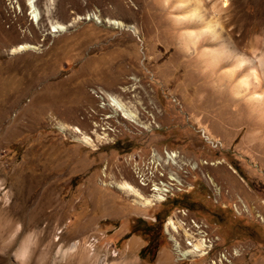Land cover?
Wrapping results in <instances>:
<instances>
[{"label":"rangeland","instance_id":"obj_1","mask_svg":"<svg viewBox=\"0 0 264 264\" xmlns=\"http://www.w3.org/2000/svg\"><path fill=\"white\" fill-rule=\"evenodd\" d=\"M196 1L221 37L192 19ZM48 2L36 21L27 0H0V264H210L174 253L177 205L243 248L230 264H264V0ZM24 43L37 48L11 53ZM95 124L110 136L94 147L76 129ZM166 148L200 163L177 197L144 207L111 185L134 183L126 156Z\"/></svg>","mask_w":264,"mask_h":264},{"label":"built area","instance_id":"obj_2","mask_svg":"<svg viewBox=\"0 0 264 264\" xmlns=\"http://www.w3.org/2000/svg\"><path fill=\"white\" fill-rule=\"evenodd\" d=\"M125 158L134 178L133 184L150 199L148 207L163 204L185 191L190 187L189 171L200 167L199 162L187 161L180 151L168 148L153 149L147 156L137 153ZM207 179L212 193L220 195L222 189L218 183L209 174ZM151 219L157 220L156 217ZM163 229L179 261L206 258L210 264H230L242 254V247L221 244V236L212 224L189 207L173 209L164 221Z\"/></svg>","mask_w":264,"mask_h":264},{"label":"bare ground","instance_id":"obj_3","mask_svg":"<svg viewBox=\"0 0 264 264\" xmlns=\"http://www.w3.org/2000/svg\"><path fill=\"white\" fill-rule=\"evenodd\" d=\"M52 2H53V0H49V2H48L47 9H46L48 14H51L53 12ZM27 5H28L29 9L31 10V14L33 15V19L38 21L39 18L41 17L40 16L41 10L39 9V7L37 5V0H27ZM190 5L192 7V10H191L192 19L196 20V22H199V23H206L205 27L203 28V33H209V35L211 34V35L215 36L216 38L221 37V31H220L219 27L217 26L218 23H214L212 21L207 20L206 14L203 12L199 3H197V1H196V3H191ZM90 18H91V16H90ZM108 22L111 25H115L118 27L126 26V24L121 20L109 19ZM52 27H54V29L58 30V31L67 29V26L65 24L57 23V22H52ZM36 48L37 47L32 45V44L24 43V44H20L18 46L13 47L11 49V53L15 54V53L22 52L23 50L36 49ZM245 60L247 61L250 59L244 58L242 61H245ZM102 93H103V91H102ZM104 93H106V95L109 99V106L112 107V109L116 115L117 114L122 115L126 120L133 122L134 124H136L139 127H142V128L150 127L149 124H147L145 121H143V118L141 117L140 111L132 110L121 98L114 96V95L110 94L109 92H104ZM137 103H139V101H137ZM76 131L80 134L79 139L81 141H83L84 143H86L90 146H94V147L96 146V140H101V139H106V138L109 139V136H110L109 133H106V132L101 133L99 126L96 124L93 126L92 132L90 134L87 133L86 131H83L80 128H77ZM113 184L116 185V187L121 189L123 192H125L127 195L132 196L134 198V200L137 203H139L140 205H142L144 207H148L150 205V203H151L150 199L147 196H145V194H143L141 191H139L137 189V187L132 182H130L128 180H124V181H119V182H112L111 185H113ZM0 189H1V186H0ZM3 214H4V210L2 209V207H0V220H2L1 218H2ZM10 221L12 222L13 219H10ZM12 233H13L12 238H14L17 234V230H14ZM2 235H4V228H3V225L0 224V236H2ZM26 247L27 246H24V248L20 252L21 254H23L26 251Z\"/></svg>","mask_w":264,"mask_h":264},{"label":"trees","instance_id":"obj_4","mask_svg":"<svg viewBox=\"0 0 264 264\" xmlns=\"http://www.w3.org/2000/svg\"><path fill=\"white\" fill-rule=\"evenodd\" d=\"M175 197H177V195H175V196L169 198L166 202H164V203L161 204V205L166 204L169 200H171V199H173V198H175ZM180 206H182V205H177V206H175L173 209H175L176 207H180ZM185 207H186V206H185ZM173 209H172V210H173ZM172 210H170V212L165 216L164 221L166 220L167 216L171 213ZM164 221H163V225H164ZM154 222H157V220L154 221ZM163 231H164V229H163ZM164 234H165V233H164Z\"/></svg>","mask_w":264,"mask_h":264}]
</instances>
